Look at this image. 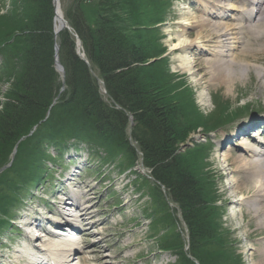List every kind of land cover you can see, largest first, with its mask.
<instances>
[{
	"label": "rangeland",
	"instance_id": "obj_1",
	"mask_svg": "<svg viewBox=\"0 0 264 264\" xmlns=\"http://www.w3.org/2000/svg\"><path fill=\"white\" fill-rule=\"evenodd\" d=\"M99 2L98 0H87L82 4L83 17L87 24H97L99 15L103 14ZM11 3L12 0H0V44L2 45L11 39L8 38L5 41L6 32L10 31L9 29L12 27L7 14ZM59 4L62 12L65 13L71 6V0H59ZM25 5H27L26 2H24V7ZM120 6L123 9H115L113 13H110V17L113 18V14L116 12L115 15L118 19H114L125 22L123 26L128 33V39L131 40L138 39L139 36L143 37L144 33L138 31L146 28V25L156 20V16L164 13L162 24L154 25L155 23H152L154 28L146 30H155L148 36L151 43L153 42L154 49H157L158 46L161 48L160 44H163L166 49L165 55L169 71L166 64H161L163 69L157 67L154 69V74L160 73V76L168 77L170 85L175 87V92H180L186 99L187 117L192 120V123H200L195 131L189 134L186 142L180 145L179 152L188 151L189 154L186 155L191 159L188 162L194 160L197 161L198 168L203 166L198 176L201 181H205V178L209 180L207 184L211 193L207 200L214 199L212 202L205 203V213L207 211L210 213V223L214 225L216 236L213 238V243L212 240L204 241L205 248L203 247L202 253L205 255L209 252L217 253L215 250H219L221 245V249L225 252L224 258H228L229 262L230 256L232 258L229 264H253L257 259L253 249L258 247L259 242H262L259 239L262 235L259 234V231L252 232L254 230L253 222L245 214L241 217L239 207L228 205L224 200L225 196L231 198L233 192L226 190L225 186L230 182V178L224 179L226 176L224 177L220 173L222 164L217 155L221 156L227 149L226 145L222 147L219 145L220 141H223L221 140L223 131H226L230 126L233 127L234 124L243 121L250 125H264V95H255L253 91L256 87V71L264 72V55L261 61L255 62L257 64L251 63V72L246 76L245 82L239 83L231 95L223 94L222 86L210 88L207 91L200 82L192 81L193 78L180 70L176 59L179 55L171 53L167 36L178 29L176 21L183 20V13L195 14L191 10L192 6L186 5L188 8H185L182 0H125V3L124 0H120ZM19 15L18 11L16 16L18 18L13 24L20 23L22 14L20 17ZM105 17L109 18L107 15ZM16 57L14 68H17L20 63L19 53ZM162 70H165L166 73ZM6 81V72H0V105L4 102L3 94L8 86ZM59 93L62 91L60 90ZM200 93H202V98ZM129 125L131 126V124ZM253 130L256 131V129ZM254 133L256 134V132ZM85 135L81 138L84 139L80 141L81 143L74 144L78 148L83 147V144H90L91 147L98 148L97 155L102 157V161H96L94 164L92 162L86 166L87 161L82 170L74 172V174H79L71 176L68 185L72 187L81 185L78 192L90 190L88 193L93 205L92 213L99 224L96 228H88L73 236L78 243H81V247L87 246L89 249L97 248L93 244L101 239L98 247L101 250L99 257L96 254L92 255L93 259H88L91 256L86 255V262L88 264H99L103 261L109 262V264H176L177 262L180 264L179 253L175 250L177 247L170 246L172 240L174 242L177 240L175 237L178 236L177 233L184 240L189 232L180 210H171L174 205L167 203L166 196L146 178V174L149 175V173L140 166L137 156H134V166L131 167L123 152H112L111 149L102 148L98 145L95 137L89 133ZM260 139L264 141V136ZM87 140L89 143L85 142ZM205 140L206 143H202ZM232 143L237 142L234 139ZM17 144L16 153L18 155L16 154L10 169L0 176V195L5 201L0 206V221L3 222L0 225V264H28L30 256H26L29 252L27 250L34 246L26 238L23 229L18 228L14 222L21 226V221L24 219L35 221L36 217L37 225L34 224L30 228L31 230L29 229L30 236L37 233L44 235L45 231L55 230L57 227L52 220L56 218L54 213L59 208L56 193L65 191L64 188L67 189V187H63L62 183H58L59 180L62 182V179L64 181L65 178V154L62 157L64 160H62L56 155L53 157V151L49 150L52 154L50 157V153H45L43 149L49 159L45 156L43 160H33L27 139L21 138ZM131 144L136 147L132 140ZM10 145L2 146L0 161L8 160L7 154L11 150ZM67 151V147H65L64 152ZM60 154L61 151H59ZM83 154L87 155L86 152ZM71 159L70 163L73 161L72 157ZM105 160L111 161L105 164ZM59 173L63 175L57 181ZM22 179H26L23 186ZM212 179L213 183H211ZM15 191L18 193L16 194ZM35 192L36 194H34ZM40 192H44L54 203L46 202L45 199L39 197ZM81 200L83 201L84 198ZM159 201L160 203L161 201L166 202L168 209L165 207L164 213L166 214L167 211L170 217V219L166 217L167 221L162 216L163 212L159 211L157 207ZM63 206L69 207V205ZM201 209L203 208L201 207ZM4 211H7L9 215L6 217L10 218V225L3 221ZM53 238L55 237L48 234L45 237L41 236L38 240L35 238L32 243L39 250L42 241ZM81 247L76 248V252L72 251L69 261L72 264H77L80 261L77 250ZM250 248L251 250H249ZM214 263L217 264L216 261Z\"/></svg>",
	"mask_w": 264,
	"mask_h": 264
},
{
	"label": "trees",
	"instance_id": "obj_2",
	"mask_svg": "<svg viewBox=\"0 0 264 264\" xmlns=\"http://www.w3.org/2000/svg\"><path fill=\"white\" fill-rule=\"evenodd\" d=\"M98 1L103 14L93 25L86 23L82 13V4L87 0H72L64 13L71 32L64 29L54 39L51 0H12L7 12L12 27L6 32L5 41L11 39L0 44L8 85L0 105V151L3 145L11 144L12 148L25 137L32 159L43 160L44 145L59 150L65 141H81L89 133L102 148L121 151L132 163L136 151L130 137L152 177L165 185L178 204L189 228L190 254L200 264H229L232 258L230 262L224 258L221 245L219 250L214 248L218 255L202 253L204 241L213 243L216 236L210 213H205V203L214 199L207 200L211 193L209 180L199 179L203 166L198 168L194 160L188 162V151L179 152L180 145L200 123H192L187 117L186 99L175 92L168 77L154 74L157 67L163 69L164 61L159 59L163 49L152 47L148 37L152 31L146 29L160 21L162 13L138 31L144 33L143 37L131 40L123 26L125 22L115 20L116 12L110 17L115 9H123L120 0ZM17 10L19 17L22 14L21 20L13 24L18 18ZM74 35L80 40L88 64L76 55ZM55 43L64 68L62 93L59 74L53 67ZM18 53L20 63L14 68ZM97 80L102 82L105 94H101ZM128 115L133 122L130 135ZM2 161L0 166L6 162ZM25 181L22 179V184ZM4 202L0 195V206ZM161 212L170 219L167 211ZM175 237L177 243L172 240L170 246L177 247L179 263L190 264L181 240Z\"/></svg>",
	"mask_w": 264,
	"mask_h": 264
},
{
	"label": "bare ground",
	"instance_id": "obj_3",
	"mask_svg": "<svg viewBox=\"0 0 264 264\" xmlns=\"http://www.w3.org/2000/svg\"><path fill=\"white\" fill-rule=\"evenodd\" d=\"M182 1L185 8L192 6L191 10L195 14L183 13V20L176 21L178 29L167 35L171 53L179 55L176 58L178 67L193 78L192 81L200 82L207 91L210 88L222 86L223 94L231 95L239 83L245 82L246 76L251 72V63L257 64L255 62L263 58L264 0ZM56 10L55 28L61 23L59 11ZM253 91L255 95H264V72L260 70L256 71V87ZM200 96L202 98V93ZM239 127L240 129L236 128L230 137L232 140L241 139L236 143L237 147H228L221 158L225 165L223 170H226V178H230L229 187L226 190L233 192L231 198L225 196L224 200L228 205L239 207L241 217L245 214L253 222L252 232L259 231L262 235L259 237L262 242H259L258 247L253 249L257 256L253 264H264V142L255 140L248 133L264 125H246L244 128L241 124ZM263 133L264 128L261 130V134ZM69 164L74 168L72 163ZM82 168L75 169V171L82 170ZM89 191L88 189V191L79 193L76 189H72L68 195V201L59 202L63 208L60 217L65 216L70 221L77 218L79 221L76 222L77 226L80 227V223L84 225L82 229L87 228L88 225L95 227L97 222L94 220L95 215L88 213L90 209L88 207ZM80 195L85 199L83 202H80ZM63 198L65 200V196L61 199ZM85 203L87 205L82 209L84 211L75 215V210ZM62 204L70 206L66 208ZM36 219L35 217V221L25 225L27 237L30 228L34 224L37 225ZM55 222L58 223V221ZM35 236L43 235L37 233ZM58 236L68 237L65 232H59ZM58 236L55 240L42 241L43 244L39 250H34L44 255L32 254L31 263L43 264L47 261L50 263L52 262L50 259L59 254L62 257L59 260L60 263L72 264L69 261L72 248H76V241H66V246L60 245ZM100 242L101 240L95 242V247H97L95 249H80V262L77 264H86L85 254H99L101 252L98 248ZM47 252L52 256L50 257ZM96 260L99 262L97 257ZM53 261L57 260L53 259ZM99 264H109V262L103 261Z\"/></svg>",
	"mask_w": 264,
	"mask_h": 264
},
{
	"label": "water",
	"instance_id": "obj_4",
	"mask_svg": "<svg viewBox=\"0 0 264 264\" xmlns=\"http://www.w3.org/2000/svg\"><path fill=\"white\" fill-rule=\"evenodd\" d=\"M55 1V0H54Z\"/></svg>",
	"mask_w": 264,
	"mask_h": 264
}]
</instances>
